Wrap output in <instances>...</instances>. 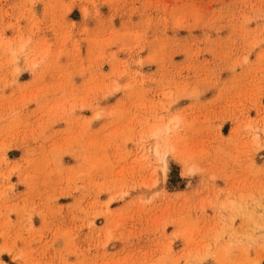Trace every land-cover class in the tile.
I'll use <instances>...</instances> for the list:
<instances>
[{
	"label": "rangeland",
	"instance_id": "1",
	"mask_svg": "<svg viewBox=\"0 0 264 264\" xmlns=\"http://www.w3.org/2000/svg\"><path fill=\"white\" fill-rule=\"evenodd\" d=\"M0 264H264V0H0Z\"/></svg>",
	"mask_w": 264,
	"mask_h": 264
}]
</instances>
